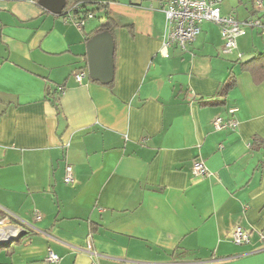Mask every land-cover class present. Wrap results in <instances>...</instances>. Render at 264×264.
<instances>
[{
  "label": "crops",
  "instance_id": "obj_1",
  "mask_svg": "<svg viewBox=\"0 0 264 264\" xmlns=\"http://www.w3.org/2000/svg\"><path fill=\"white\" fill-rule=\"evenodd\" d=\"M41 1L0 0V221L27 232L0 264H47L50 251L60 264H264V81L238 61L264 54V32L226 54L208 21L185 50L164 49L171 0L104 1L116 25L104 85L88 72L97 18L80 28L74 3L54 14ZM252 2L219 9L244 22ZM231 109L237 129L216 130ZM197 160L210 176L193 175ZM237 227L249 243L233 242Z\"/></svg>",
  "mask_w": 264,
  "mask_h": 264
},
{
  "label": "built area",
  "instance_id": "obj_2",
  "mask_svg": "<svg viewBox=\"0 0 264 264\" xmlns=\"http://www.w3.org/2000/svg\"><path fill=\"white\" fill-rule=\"evenodd\" d=\"M221 0H171L163 9L166 15V33L165 41L163 44L164 49H168L176 44L181 49H186L189 45L193 44L202 32V25L205 22H214L220 26L222 39L224 41L223 52L230 54L237 49V40L242 36L245 31L244 28L251 26L264 30V24L259 19H249L240 22L235 13L229 16H222L219 4ZM256 7L263 9V1L256 0ZM81 5L75 4L67 14L78 27H83L85 19L78 20L76 12L80 10ZM94 18L93 14H89L87 19ZM241 59L242 56H239ZM86 72L75 74V79L78 84H83ZM60 92H64V87L59 88ZM237 109L229 111V117L223 118L216 117L213 120V126L216 130H235L238 127V121L234 118ZM192 173L196 178L208 177L210 172L205 163L201 160L194 162ZM74 181L73 168L68 166L66 168L65 183L70 184ZM41 215H37L36 219L41 220ZM251 233L242 227H237L231 232V239L236 245H243L250 242ZM261 241H264V236H261ZM60 257L50 251L47 258V264H60Z\"/></svg>",
  "mask_w": 264,
  "mask_h": 264
},
{
  "label": "water",
  "instance_id": "obj_3",
  "mask_svg": "<svg viewBox=\"0 0 264 264\" xmlns=\"http://www.w3.org/2000/svg\"><path fill=\"white\" fill-rule=\"evenodd\" d=\"M47 0H42L41 4L47 7L50 12L54 14L61 13L66 4L67 0H62L60 5H51ZM115 41L112 33L104 31L93 36L87 43V59H88V72L89 77L102 83L109 85L114 81L115 77ZM254 55L243 56L241 61L246 63L253 59ZM27 232L17 234L11 237L8 241L0 242V249L9 248L14 243H18Z\"/></svg>",
  "mask_w": 264,
  "mask_h": 264
},
{
  "label": "trees",
  "instance_id": "obj_4",
  "mask_svg": "<svg viewBox=\"0 0 264 264\" xmlns=\"http://www.w3.org/2000/svg\"><path fill=\"white\" fill-rule=\"evenodd\" d=\"M73 3L75 5L76 3H78V0H67L68 6ZM94 4L96 5L97 3ZM104 9H106V6H104V4L102 3L98 4V8H94V6L93 8H90L89 4H84L83 6L81 5L80 10L76 12V17L78 20H83L85 18L87 19L89 14H93L94 18H98L97 11H100V13H102L104 12ZM103 16L105 18V22L99 25L98 33L109 31L113 35L116 26L114 21L109 18L107 11L104 12ZM102 18L103 17H101L100 19ZM238 61L241 63V66L244 69L250 71L256 83L264 81V54H260L258 57H256L254 60L248 63H242L240 58ZM233 86H234V77L232 76L227 86V89L233 88ZM24 238L25 237H23L19 242H21Z\"/></svg>",
  "mask_w": 264,
  "mask_h": 264
},
{
  "label": "rangeland",
  "instance_id": "obj_5",
  "mask_svg": "<svg viewBox=\"0 0 264 264\" xmlns=\"http://www.w3.org/2000/svg\"><path fill=\"white\" fill-rule=\"evenodd\" d=\"M105 1V3L107 4L109 1H116V2H120V3H123V2H126V3H129L130 2V0H97V1H94V3H97L96 5L95 4H90V6H94V8H98V4L99 3H102V2H104ZM135 1H144V2H147L148 4H150V3H153V2H155L156 0H135ZM134 1V2H135ZM263 1V6H264V0H262ZM221 2H223V0H221ZM220 5V4H219ZM252 7H253V10H254V12H255V16L254 17H252V18H254L255 19V17H258V15H259V13L258 12H264V7H263V9H258L257 7H256V0H255V2H254V0H253V2H252ZM219 7V6H218ZM99 14V15H98ZM97 15H98V18L95 20V23L97 24V26H99L101 23H103V22H105V18H104V16L102 15V13H100V11H97ZM101 17H103L102 19H100ZM252 18H250V19H252ZM258 19V18H257ZM240 21V20H239ZM240 22H242V21H240ZM248 29H253L254 30V32L256 33V34H258V31L260 32V31H263L264 32V30L263 29H258V28H254V27H251V26H247V27H245L244 28V31H245V33L247 32V30ZM258 30V31H257ZM244 33V34H245ZM261 33V32H260ZM243 34V35H244ZM242 35V36H243ZM238 41V40H237ZM234 52V51H233ZM4 222V223H3ZM3 222H1L0 221V227L1 228H7V227H13V226H11V224L10 223H8V222H6V221H3ZM19 232L20 231H18V234H19ZM13 237V236H12Z\"/></svg>",
  "mask_w": 264,
  "mask_h": 264
},
{
  "label": "bare ground",
  "instance_id": "obj_6",
  "mask_svg": "<svg viewBox=\"0 0 264 264\" xmlns=\"http://www.w3.org/2000/svg\"><path fill=\"white\" fill-rule=\"evenodd\" d=\"M18 229L16 227H0V242L8 241L12 236H16L18 234Z\"/></svg>",
  "mask_w": 264,
  "mask_h": 264
}]
</instances>
